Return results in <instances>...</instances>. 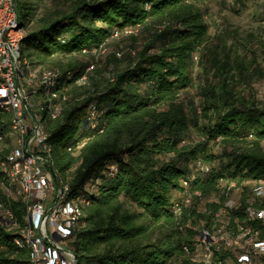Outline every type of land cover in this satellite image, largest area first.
<instances>
[{
	"label": "trees",
	"instance_id": "trees-1",
	"mask_svg": "<svg viewBox=\"0 0 264 264\" xmlns=\"http://www.w3.org/2000/svg\"><path fill=\"white\" fill-rule=\"evenodd\" d=\"M15 1L24 57L52 63L53 94L66 98L48 128L57 178L83 211L70 240L78 264H206L204 229L245 234L249 250L264 241V221L247 214L264 185V101L254 89L264 66L214 41L197 0ZM248 182L229 209L231 186ZM0 205L14 216L9 226L0 211V264H31L25 205L2 186ZM213 250L214 264L240 257Z\"/></svg>",
	"mask_w": 264,
	"mask_h": 264
},
{
	"label": "bare ground",
	"instance_id": "bare-ground-1",
	"mask_svg": "<svg viewBox=\"0 0 264 264\" xmlns=\"http://www.w3.org/2000/svg\"><path fill=\"white\" fill-rule=\"evenodd\" d=\"M13 31L25 33L16 37L14 67L16 73H20V81L24 84V88H28L30 92H32L33 97H37L40 109L39 127L40 131H45V134L42 137L43 159H45L46 165L52 173L53 178L57 180L58 194L62 195L61 205L69 206L72 203V210L74 216L77 217V221H66V228L71 237H73L74 233L77 231L79 222L83 217V211L80 207L81 204L78 203L80 200L78 199L79 201L77 202V200L70 198V185L57 178V173L53 167L54 145L50 141L49 123H47V119H49V122L51 120L59 119L63 104L66 101V98H63L60 102L57 101L56 99L58 98H55V95L53 94V88L59 83V73L57 71L41 72L24 57L23 41L27 33L26 30L20 26L19 16L14 20ZM85 80L86 79L83 78L80 82H84ZM7 141H10L9 145L8 143L6 144ZM2 143L7 145L5 147L9 149V152L0 163V170L4 176V182L0 183V186H2L5 193L8 195H14L21 199L26 207L27 226L21 231V243L30 250V263L36 264L34 259L37 257V249L33 246L36 218L30 216L29 194L27 192V180L25 179L26 176L34 175L33 158H31L30 149L26 147L27 135L26 131L23 130V124H14L13 126L12 122L6 121V114H0V144ZM69 151L73 152L74 150L69 148ZM8 156H17L22 169L15 170L12 168ZM253 195L255 201H258L261 206L258 208H256L258 205L255 208L254 206H251L247 209L249 220L264 221V185L256 186L253 189ZM236 205L237 203L231 201L227 207L229 209H234ZM2 208L3 206L0 205V211H2ZM8 213L12 218V220L7 222V225L10 226L11 222L14 220V216L10 211H8ZM16 225L17 224L12 225L11 229ZM215 233L214 230L211 232L207 229V232L202 230L199 235L198 247L199 250L204 249V256L202 255V259L206 264H214L213 248L219 250L220 247L224 248L226 251L240 253L237 264H264V262H260V258L264 257L263 240H257L251 243L252 250L250 249V251L249 248L251 246L248 247L247 242H245L249 239L247 236V240L246 238L244 239L245 234L242 238L241 236H235L231 231H228L223 236H220V238H216ZM220 242L221 246H218ZM74 258H77L75 253ZM251 258L252 261H248Z\"/></svg>",
	"mask_w": 264,
	"mask_h": 264
},
{
	"label": "built area",
	"instance_id": "built-area-1",
	"mask_svg": "<svg viewBox=\"0 0 264 264\" xmlns=\"http://www.w3.org/2000/svg\"><path fill=\"white\" fill-rule=\"evenodd\" d=\"M17 17L16 1L0 0V114H6V121L12 122L13 126L23 124L27 135L26 147L33 158L34 175L25 179L30 216L36 218L33 246L37 249V257L34 261L36 264H78V258H74L70 248L72 237L66 228V221H77V217L74 216L72 203L61 205L62 195L58 194L57 180L43 159L42 137L45 131H40L39 127L37 97L24 88L20 73H16L14 67L16 37L25 34L13 31ZM8 159L12 168L22 169L17 156H8ZM1 218L5 222L12 220L5 209H2Z\"/></svg>",
	"mask_w": 264,
	"mask_h": 264
},
{
	"label": "rangeland",
	"instance_id": "rangeland-1",
	"mask_svg": "<svg viewBox=\"0 0 264 264\" xmlns=\"http://www.w3.org/2000/svg\"><path fill=\"white\" fill-rule=\"evenodd\" d=\"M47 6L50 5L51 0H45ZM203 11L205 12L206 21L210 24V35L217 43L226 45L231 49V55L235 59L241 57L247 63L251 59L256 58L259 63L264 66V0H197ZM34 3H36L34 1ZM43 11L40 9V13ZM24 24V19L20 20V25ZM63 63H67L68 59L62 58ZM52 63L44 64L43 68L50 67ZM36 68V67H35ZM41 72H48L42 68H36ZM200 67L196 68V77L200 74ZM81 84L84 82H80ZM198 78L193 81V87L190 88V95L199 101ZM254 89L260 100L264 101V81H257L254 83ZM243 95H249V90L245 85L240 88ZM49 123V119H47ZM10 122V121H8ZM214 153L220 150L218 147L214 148ZM255 186L253 183H245L242 187H236L235 184L231 186L234 189L232 199L229 200L235 203L237 198L243 192V187ZM255 188V187H254ZM227 204V205H228ZM215 237L220 238L229 230L223 228H216L214 230ZM244 235H241L243 238ZM221 246V242L218 244ZM204 256V249H200L197 258L202 259Z\"/></svg>",
	"mask_w": 264,
	"mask_h": 264
}]
</instances>
